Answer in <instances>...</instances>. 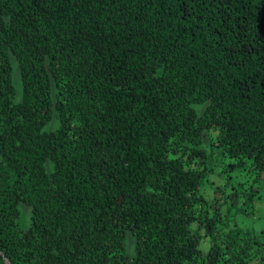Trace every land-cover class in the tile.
<instances>
[{
    "label": "trees",
    "instance_id": "1",
    "mask_svg": "<svg viewBox=\"0 0 264 264\" xmlns=\"http://www.w3.org/2000/svg\"><path fill=\"white\" fill-rule=\"evenodd\" d=\"M257 198L264 0H0V264L263 262Z\"/></svg>",
    "mask_w": 264,
    "mask_h": 264
},
{
    "label": "rangeland",
    "instance_id": "2",
    "mask_svg": "<svg viewBox=\"0 0 264 264\" xmlns=\"http://www.w3.org/2000/svg\"><path fill=\"white\" fill-rule=\"evenodd\" d=\"M15 88L17 92V96L20 95V82L19 79L15 82ZM52 124L50 128L56 125L55 118L52 119ZM203 146L206 147V143H203ZM219 147L215 145L212 146V165L213 169L208 171L206 182L201 183L199 185V190L202 196L208 200L209 202H213L214 199L211 197H222L227 195V193L231 192L233 188L236 186L238 180H244L247 178L246 181L251 180V176H248L245 172H240L231 177L229 181L224 178L222 173L221 164H217V162L225 159L221 152L219 151ZM49 168H51V164L49 163ZM221 187L222 191L219 192L218 188ZM238 191V189H236ZM227 197V196H226ZM232 197V196H230ZM18 226L20 228H24L29 220V209L24 203L18 204ZM248 214H236L234 216V222L237 226L241 229L253 230L255 233H259L262 231L264 233V201L260 198L254 199L251 203V207L247 208ZM202 235L199 238L198 246L202 251H205L210 244V237L209 235L205 234L203 231ZM125 251L128 254L133 253V246H132V239H130L125 243ZM249 264H264L256 259L249 261Z\"/></svg>",
    "mask_w": 264,
    "mask_h": 264
}]
</instances>
